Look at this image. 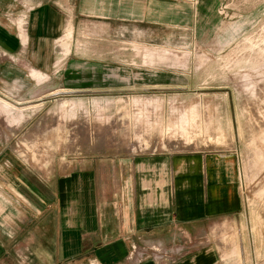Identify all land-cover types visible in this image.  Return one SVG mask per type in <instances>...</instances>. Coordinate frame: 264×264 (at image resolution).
<instances>
[{"label": "rangeland", "instance_id": "rangeland-1", "mask_svg": "<svg viewBox=\"0 0 264 264\" xmlns=\"http://www.w3.org/2000/svg\"><path fill=\"white\" fill-rule=\"evenodd\" d=\"M40 3L12 0L1 12L13 30L0 44L3 191L15 163L29 179L19 181L20 202L28 194L42 206L29 185L55 187L82 167L234 155L242 211L212 221L204 238L137 245L135 255L175 264L208 249L214 264H264V0H50L63 26L36 27L31 38ZM47 241L36 238L59 251ZM91 254L70 264H95Z\"/></svg>", "mask_w": 264, "mask_h": 264}, {"label": "crops", "instance_id": "crops-1", "mask_svg": "<svg viewBox=\"0 0 264 264\" xmlns=\"http://www.w3.org/2000/svg\"><path fill=\"white\" fill-rule=\"evenodd\" d=\"M44 1L33 11L31 38L36 27L63 26L58 22V8L50 0ZM11 2L0 0V44L4 36L13 38V30L4 29L7 25L1 14ZM66 36H71L68 28ZM3 152L0 145V173ZM234 157L211 152L124 157L114 159L107 171L82 167L58 177L55 187L49 183L38 189L29 185L33 194L42 195L40 200L46 202L42 206L28 194L26 203L20 202L23 192L19 181L26 180L28 186L29 179L18 174L15 163V169L7 172L4 191L0 182V210L5 198L8 216H12L6 220L0 211V264H31L29 259L39 264H70L78 262L84 248H91L90 260L95 264H155L137 257V247L141 250L147 244L163 247L204 238L212 221L242 211L244 201ZM36 212L40 215L32 219ZM36 227L50 228L46 231L49 235L43 236ZM200 227L203 231H198ZM38 237L58 244L59 251L52 253L44 242L36 244ZM207 250L175 264H214Z\"/></svg>", "mask_w": 264, "mask_h": 264}]
</instances>
